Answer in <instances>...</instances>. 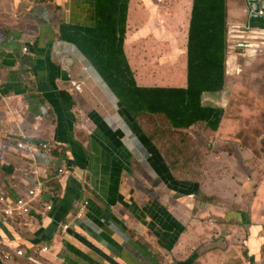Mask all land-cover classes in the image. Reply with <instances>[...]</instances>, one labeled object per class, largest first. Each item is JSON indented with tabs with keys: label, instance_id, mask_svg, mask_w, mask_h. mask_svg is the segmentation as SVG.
I'll use <instances>...</instances> for the list:
<instances>
[{
	"label": "crops",
	"instance_id": "crops-1",
	"mask_svg": "<svg viewBox=\"0 0 264 264\" xmlns=\"http://www.w3.org/2000/svg\"><path fill=\"white\" fill-rule=\"evenodd\" d=\"M224 1L227 32L244 0ZM192 5L0 0V195L12 204L42 192L34 221L0 226V250H24L20 264H264V177L254 182L239 153L240 161L222 146L207 158H219L225 175L202 186L180 178L172 158L128 126L85 54L61 38L62 26L94 28L102 9L112 10L125 17L123 51L137 86L186 88ZM230 162L241 184L229 178Z\"/></svg>",
	"mask_w": 264,
	"mask_h": 264
},
{
	"label": "trees",
	"instance_id": "trees-1",
	"mask_svg": "<svg viewBox=\"0 0 264 264\" xmlns=\"http://www.w3.org/2000/svg\"><path fill=\"white\" fill-rule=\"evenodd\" d=\"M102 9V21L94 28L62 26L61 38L72 41L85 54L118 99L119 112L133 132L136 116H163L170 129L186 133L203 123L217 131L223 110L201 104L204 93L222 91L226 75V10L224 0H193L187 41L186 88L138 87L124 51L125 17ZM125 10H123L124 12ZM227 66V65H226ZM144 137L143 145H151ZM168 161L175 169L173 157Z\"/></svg>",
	"mask_w": 264,
	"mask_h": 264
},
{
	"label": "rangeland",
	"instance_id": "rangeland-1",
	"mask_svg": "<svg viewBox=\"0 0 264 264\" xmlns=\"http://www.w3.org/2000/svg\"><path fill=\"white\" fill-rule=\"evenodd\" d=\"M232 18H235V14ZM236 23L234 21L229 25ZM226 37L224 87L222 91L204 94L201 100L202 106L222 108L223 115L217 131L197 124L191 127L192 135L190 132L171 130L163 116L139 114L135 119V125L150 138L151 146L155 147L156 144L166 158L170 157L169 152L178 153L180 160L177 162L173 159L176 163L175 173L180 178H191L201 186L208 179L214 180L216 174L221 172L225 175L227 172V169L214 165L219 158L212 160L213 164L208 163V153L214 154V147L227 146L229 149L226 147L224 154H234L237 160L241 156V161H238L242 163L244 171L255 178L254 182L264 177V50L244 60L239 53L243 49L232 45V34L227 31ZM230 57H233V62L227 65ZM179 144L183 153L176 149ZM230 164L229 178L241 184V180L235 178L238 171ZM226 182L227 179L223 181ZM255 187L254 184L248 189L246 198L254 194Z\"/></svg>",
	"mask_w": 264,
	"mask_h": 264
},
{
	"label": "built area",
	"instance_id": "built-area-1",
	"mask_svg": "<svg viewBox=\"0 0 264 264\" xmlns=\"http://www.w3.org/2000/svg\"><path fill=\"white\" fill-rule=\"evenodd\" d=\"M259 16H264V12L259 9ZM228 32L232 34V39L234 40L233 46L242 48V53H240L241 58H250L255 54L260 53L264 50V26H251L249 21L243 22L241 24L233 25L228 28ZM230 49V48H229ZM25 51L27 49H24ZM24 144L20 143L19 147H23ZM41 149L44 152L50 153V145L48 143L41 144ZM62 172V170L60 171ZM42 196V192L38 188H33L28 190V192L19 198H17L12 204H9L4 195H0V226H19L21 223L27 221H34L33 214V204L36 199ZM88 202L85 201L79 208L77 212L78 217L86 212V207ZM44 208L47 211H51L53 204L44 202ZM68 225L64 228L68 229ZM43 251H47V247L43 248ZM25 257L24 250L18 249L13 253H8L0 250V260L2 264H20L17 258Z\"/></svg>",
	"mask_w": 264,
	"mask_h": 264
},
{
	"label": "water",
	"instance_id": "water-1",
	"mask_svg": "<svg viewBox=\"0 0 264 264\" xmlns=\"http://www.w3.org/2000/svg\"><path fill=\"white\" fill-rule=\"evenodd\" d=\"M259 9H261L264 12V0H244L241 22L243 23L245 22L246 19H248L250 25L263 27L264 16H259L257 14ZM247 59L248 58H244V60ZM147 146L150 147L151 145H147Z\"/></svg>",
	"mask_w": 264,
	"mask_h": 264
},
{
	"label": "clouds",
	"instance_id": "clouds-1",
	"mask_svg": "<svg viewBox=\"0 0 264 264\" xmlns=\"http://www.w3.org/2000/svg\"><path fill=\"white\" fill-rule=\"evenodd\" d=\"M246 21H248V19H246L245 22H246ZM241 23H242V22H239V23H236V24H232V25H237V24H241ZM251 26H252V25H251ZM202 96H203V94H202ZM201 100H202V97H201ZM206 107H208V106H206ZM211 107H213V106H211ZM214 108H219V107H214ZM221 109H222V108H221Z\"/></svg>",
	"mask_w": 264,
	"mask_h": 264
},
{
	"label": "bare ground",
	"instance_id": "bare-ground-1",
	"mask_svg": "<svg viewBox=\"0 0 264 264\" xmlns=\"http://www.w3.org/2000/svg\"><path fill=\"white\" fill-rule=\"evenodd\" d=\"M228 62H229L228 65L231 64L233 62V57H230Z\"/></svg>",
	"mask_w": 264,
	"mask_h": 264
}]
</instances>
